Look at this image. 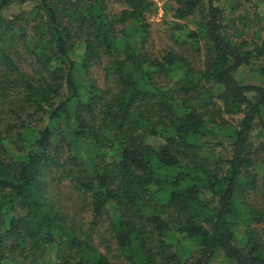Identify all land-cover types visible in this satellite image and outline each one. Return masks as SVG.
I'll return each mask as SVG.
<instances>
[{
  "label": "trees",
  "instance_id": "trees-1",
  "mask_svg": "<svg viewBox=\"0 0 264 264\" xmlns=\"http://www.w3.org/2000/svg\"><path fill=\"white\" fill-rule=\"evenodd\" d=\"M28 1L0 0V264H264V85L236 77L264 76V38L231 30L220 0H174L176 18L200 15L172 32L205 41L197 66L143 50L151 0L4 14Z\"/></svg>",
  "mask_w": 264,
  "mask_h": 264
},
{
  "label": "rangeland",
  "instance_id": "rangeland-1",
  "mask_svg": "<svg viewBox=\"0 0 264 264\" xmlns=\"http://www.w3.org/2000/svg\"><path fill=\"white\" fill-rule=\"evenodd\" d=\"M151 1H153L155 5L153 6V10L147 14V19L150 23V38L143 50L156 56L161 55L165 49L174 48L177 51L184 52L188 55L197 66H203L205 51L207 48L204 40L199 43V49H195L189 44H178L174 41L175 39H172V32L176 30L174 29L176 23L187 24L190 28L196 29V20L200 15L197 13L186 19H178L174 15V7L176 5L174 0ZM220 1L225 14L235 20V22L231 24L234 26L231 30H238L241 32L243 36L242 39L260 41L264 38V0ZM36 2L37 0H29L24 4H13L4 10V14L7 17H13L16 14L27 12L36 4ZM108 3L109 10L113 12H119L126 6L124 0H108ZM94 75L100 85L106 86L108 84L104 77L103 68H95ZM236 77L245 83L264 85V76L256 74L247 68L239 69L236 73ZM150 141L155 144L159 143V140L150 139ZM60 191L63 202L70 208H75L79 202L77 193L73 192L71 187L67 184L61 186ZM252 198L258 208H264V179L260 180V187L258 191L253 194ZM79 216L84 220L89 219L88 215L83 217L79 214ZM258 228L264 234V223L259 224ZM96 242L100 243L99 248L107 253L112 261L118 262L119 257L125 259L121 251L117 248V245L114 243L111 248H107L104 243H101V239L96 238ZM175 248H178V245H176ZM181 252L188 253L189 250L181 249ZM194 255H196V251H193L189 256L184 257H188V260L190 261L191 257ZM213 264H225L224 257L219 256L214 260Z\"/></svg>",
  "mask_w": 264,
  "mask_h": 264
}]
</instances>
